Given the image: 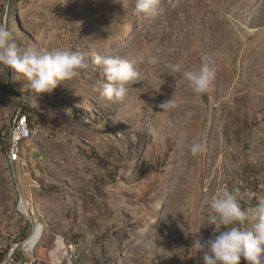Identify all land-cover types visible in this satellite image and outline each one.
Listing matches in <instances>:
<instances>
[{
	"label": "rangeland",
	"instance_id": "rangeland-1",
	"mask_svg": "<svg viewBox=\"0 0 264 264\" xmlns=\"http://www.w3.org/2000/svg\"><path fill=\"white\" fill-rule=\"evenodd\" d=\"M134 7L0 0V23L20 46L89 54V67L51 94L0 71V259L19 244L14 257L34 264H202L193 244L212 234L211 199L225 187L245 209L264 199V0H161L155 17ZM107 55L141 73L121 103L99 91L107 81L94 60ZM208 58L216 75L205 94L168 68L198 70ZM168 99L175 107L160 109ZM24 106L32 135L10 164L5 133ZM193 140L202 154L190 152ZM20 196L43 224L30 250Z\"/></svg>",
	"mask_w": 264,
	"mask_h": 264
},
{
	"label": "clouds",
	"instance_id": "clouds-1",
	"mask_svg": "<svg viewBox=\"0 0 264 264\" xmlns=\"http://www.w3.org/2000/svg\"><path fill=\"white\" fill-rule=\"evenodd\" d=\"M161 0H135L134 14L155 17L159 13ZM89 54L85 51L53 49L38 51L22 47L16 41L13 32L6 24L0 23V71L11 73L10 79L19 82L21 77L28 81V88L39 95L48 93L63 81L78 77L82 70L89 67ZM94 62L101 66L106 77L99 89L101 96L113 103L123 102L128 95V86L142 81L141 73L133 62L118 55L96 56ZM168 68L173 73H182L197 94L210 90L216 75V67L211 58L198 70H184L179 63H170ZM160 109L170 110L175 104L166 100L158 105ZM149 134L160 139L151 122L147 123ZM130 139L135 142L136 136ZM206 145L193 140L190 144L192 155L202 154ZM238 190L224 188L222 193L211 199L213 211L208 217L212 225V234L208 239L199 236L193 244L200 253L202 264H240L243 258L247 264H264V199L255 207H242ZM250 225V226H248Z\"/></svg>",
	"mask_w": 264,
	"mask_h": 264
},
{
	"label": "built area",
	"instance_id": "built-area-1",
	"mask_svg": "<svg viewBox=\"0 0 264 264\" xmlns=\"http://www.w3.org/2000/svg\"><path fill=\"white\" fill-rule=\"evenodd\" d=\"M32 130L30 125V119L28 114L23 112L22 107H20L17 112L11 117L8 124V128L5 133V155L7 162L10 164H15L22 160L21 149L22 144L31 138ZM17 208L22 209L24 213L23 217L27 222L31 223V233L27 239L22 242V246L29 250L28 241L32 238L35 233H39V238L43 231V224L32 218L33 210L28 207V204L20 196ZM19 248V244L12 246L2 259H0V264H34L35 259L30 258V260H18L14 256L15 249Z\"/></svg>",
	"mask_w": 264,
	"mask_h": 264
},
{
	"label": "bare ground",
	"instance_id": "bare-ground-1",
	"mask_svg": "<svg viewBox=\"0 0 264 264\" xmlns=\"http://www.w3.org/2000/svg\"><path fill=\"white\" fill-rule=\"evenodd\" d=\"M39 240V233H35L32 238L28 241V245H29V250L32 249L35 244L38 242ZM55 252H57L61 257H63L66 254V249H65V243L63 241V239H61V237L57 238V247L55 249Z\"/></svg>",
	"mask_w": 264,
	"mask_h": 264
},
{
	"label": "trees",
	"instance_id": "trees-1",
	"mask_svg": "<svg viewBox=\"0 0 264 264\" xmlns=\"http://www.w3.org/2000/svg\"><path fill=\"white\" fill-rule=\"evenodd\" d=\"M22 110H23V112H25L26 114H29V111H30V109H28L27 107H22ZM29 116V115H28ZM30 119V118H29ZM6 127V126H5Z\"/></svg>",
	"mask_w": 264,
	"mask_h": 264
}]
</instances>
